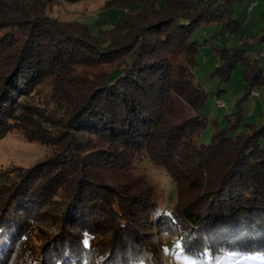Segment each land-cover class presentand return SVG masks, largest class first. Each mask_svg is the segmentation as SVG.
I'll return each mask as SVG.
<instances>
[{
  "label": "trees",
  "instance_id": "16d2710c",
  "mask_svg": "<svg viewBox=\"0 0 264 264\" xmlns=\"http://www.w3.org/2000/svg\"><path fill=\"white\" fill-rule=\"evenodd\" d=\"M239 1L110 0L105 8L125 13L113 30L95 36L86 26L31 10L0 19V140L11 121L22 122L36 127H19L23 137L51 153L34 166L0 174V264H84L89 251L92 264H124L133 257L162 264L154 231L175 242L185 237L201 251L264 246V110L258 125L233 135L236 117L213 131L208 144L196 141L205 118L168 123L173 89L200 92L191 83L197 50L192 32L201 22L218 24L223 34L235 31L232 5ZM239 52L221 50L218 70L227 81L241 62L248 96L264 86V75L257 60ZM80 57L99 67L77 87L70 77L60 79L74 91L63 134L54 110L33 111V104L21 102ZM94 138L105 145L94 146ZM130 152H143L171 178L176 202L170 216L158 215L151 189L127 195L89 177L92 162L121 164ZM184 188L192 193L187 202ZM85 232L91 249L80 243Z\"/></svg>",
  "mask_w": 264,
  "mask_h": 264
},
{
  "label": "rangeland",
  "instance_id": "374dc122",
  "mask_svg": "<svg viewBox=\"0 0 264 264\" xmlns=\"http://www.w3.org/2000/svg\"><path fill=\"white\" fill-rule=\"evenodd\" d=\"M108 1L110 0H0V19L10 16L12 11L18 9L25 12L31 10L57 23L76 22L86 26L89 33L95 36L99 32L113 30L125 13L114 7L105 8ZM232 10L231 20L234 21L235 31L223 34L218 24L201 22L191 34L190 39L197 43L191 83L200 92L192 94V91L190 93L179 89L171 92L172 109L168 123L180 124L197 115L200 119L205 118V128L196 139L201 144H208L213 131L224 129L236 117L240 121L233 135L244 132L248 124L258 125L264 110V86L258 85L246 95L242 77L244 65L241 62L232 67L227 81H221L218 70V67L220 69L223 66L218 53L226 48L239 50L240 55L251 61L257 60L264 75V41L260 40L264 30V0H240L232 5ZM109 36L111 35H105ZM80 58L78 62L66 63L57 76L50 74L40 81L21 102L23 106L33 104L36 108L33 111H41L40 108H43L46 114H50L47 110H54L52 112L61 117L60 133L64 132L63 134H67V128H63L62 124L68 118L69 103L74 91L70 85L61 84L60 79L70 77L74 83L71 86L77 87L86 77L96 73L99 67L88 58ZM252 93L259 97H254ZM201 97L203 100L199 102ZM217 100H221L225 107H217ZM34 116L40 122L45 121L35 113ZM22 124L11 121L8 125L10 132L0 140V174H8L13 167L29 168L51 154L47 147L36 141L28 142L23 137L19 127L25 131L35 130L36 127L28 128ZM94 144L105 145L97 138H94ZM115 150L117 152L118 149ZM127 157L121 164L94 161L92 163L96 165L90 167L88 175L94 183L113 189L121 188L127 195H136L151 189L158 213H168L176 202V192L165 169L150 162L143 152H130ZM59 195L60 191L54 192L52 203ZM191 197L190 190H181L183 202ZM153 242L160 248L162 264H178L171 255L174 238L154 231ZM164 248H168L169 252L165 253ZM253 264H264V261Z\"/></svg>",
  "mask_w": 264,
  "mask_h": 264
},
{
  "label": "snow or ice",
  "instance_id": "6c2138e0",
  "mask_svg": "<svg viewBox=\"0 0 264 264\" xmlns=\"http://www.w3.org/2000/svg\"><path fill=\"white\" fill-rule=\"evenodd\" d=\"M160 217L170 216L169 213H158ZM91 236L89 233H84V238L80 243L84 249H91ZM165 253L169 252L168 248H164ZM91 251L84 254V264H92L90 259ZM172 258L178 264H253V262L264 261V246L259 248L247 249L241 247H220L209 251L205 248L200 250L196 244L185 242V237L178 239L172 248ZM124 264H144L141 257H133L126 259Z\"/></svg>",
  "mask_w": 264,
  "mask_h": 264
},
{
  "label": "built area",
  "instance_id": "2783aa9c",
  "mask_svg": "<svg viewBox=\"0 0 264 264\" xmlns=\"http://www.w3.org/2000/svg\"><path fill=\"white\" fill-rule=\"evenodd\" d=\"M252 95L254 96V97H259L258 95H256L255 93H252ZM217 107H219V108H222V107H225V104L221 101V100H217Z\"/></svg>",
  "mask_w": 264,
  "mask_h": 264
}]
</instances>
